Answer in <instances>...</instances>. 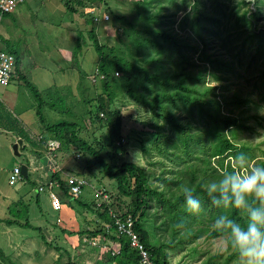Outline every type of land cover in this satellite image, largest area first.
Here are the masks:
<instances>
[{
	"label": "trees",
	"instance_id": "1",
	"mask_svg": "<svg viewBox=\"0 0 264 264\" xmlns=\"http://www.w3.org/2000/svg\"><path fill=\"white\" fill-rule=\"evenodd\" d=\"M64 1L70 13L83 15L87 8L106 4ZM114 16L136 49L102 44L94 29L86 36L92 39L100 57L98 69L105 76L103 91L86 103L96 101L86 112L102 131L96 143L80 135L84 119L48 123L43 111H37L43 140L57 139L61 150L81 153L116 181L115 193L105 191L100 198L86 200L84 188L91 184L96 189L88 176L71 174L86 181L75 196L69 176L51 171L39 184H54L64 204L83 212L81 229L72 231L56 222L44 228L19 216L0 222L39 231L50 247L45 230L55 239L51 226L60 237L80 236V245L99 253L94 264H141L140 249L130 236L118 232L115 214L134 218V230L155 264H171L170 250L191 247L197 252L195 243L204 236L227 238L230 253L212 256L203 264H244V258L254 259V248L264 251V155L259 158L241 135L264 121L259 111L264 102V0H137L128 12ZM236 78L248 80L255 93L233 89ZM27 85L34 96H41L29 81ZM121 97L153 115L150 131L138 133L136 139L125 134L124 114L115 108ZM21 134L43 147L23 128ZM126 139L136 140L148 167L121 160L128 153ZM34 155L39 161L43 153ZM36 196L41 208V195ZM221 257L224 260L217 261ZM0 264L20 263L0 247ZM65 264L89 263L75 261L69 253Z\"/></svg>",
	"mask_w": 264,
	"mask_h": 264
},
{
	"label": "rangeland",
	"instance_id": "2",
	"mask_svg": "<svg viewBox=\"0 0 264 264\" xmlns=\"http://www.w3.org/2000/svg\"><path fill=\"white\" fill-rule=\"evenodd\" d=\"M105 1L106 4H103L101 7L87 8L86 10L82 8V11L80 12L85 10L86 15H75L74 13H70L66 8L65 1L63 0H55L52 4H46L48 0L44 3H41L40 1L39 3L33 4L32 7L27 8L29 11L24 14V24L27 30V33H25L29 35L30 31H33L32 22L29 18L30 15L32 21L35 22V25L40 27L39 30L33 32L37 33V36L42 44L43 42L46 43V47L49 50L48 51L46 49L47 52L57 58V60L63 61V58L58 54L57 48L62 46V43L67 39L65 37L66 35L63 33L66 26L72 25L73 22L79 25L78 21L73 20L71 17H79L86 23L87 33L89 34V32L94 29L98 40L102 44L118 47L120 49L124 48L128 50H135L136 47L131 43V37H129L123 27L119 25L120 21L117 22L115 20L114 15L115 13L121 14L125 11L128 12L131 3L137 0ZM25 3L26 0L20 2L17 5V9ZM11 14L12 13L4 15L3 20L6 16ZM106 16L107 19L109 16L108 20L106 19ZM12 18H14V16H12ZM25 18H27V22L25 21ZM3 20L0 23V29L3 24ZM48 24L57 25L60 27V31L57 30L51 35H46V27ZM85 31L84 34H82V32H76V36L72 37V39L68 37L70 40L68 39V42L65 45L70 50L72 55L71 65H75L82 69L79 71L80 81L74 82L75 86L73 85L71 87L59 89L58 92L55 91L54 95H51L52 100L49 101L51 106L48 108L50 109L48 111H44L43 109L40 110H42L45 114L48 123H54L59 120L67 119L75 120V117L84 119V121L81 120L82 126L79 130L80 135L89 140L91 143H94L96 135L101 136L102 131L96 129V127L91 123L90 116L86 114L87 110L92 109L91 105L96 103V101H93L91 105L86 103H88L87 101L97 97V95L103 91L102 80L105 79V76L102 75L98 69L100 58L99 54L93 46L92 39L89 38L88 40L86 38V36H89ZM57 36L61 37L57 38ZM0 53L12 55L14 59L13 70L9 81L7 83H0L1 87H8L12 82L17 80L16 70L18 69V63H20V56L17 50L13 49L12 46L9 49H0ZM64 60L66 62L69 60L68 55ZM96 61L97 65H95ZM121 78L124 79L125 74L122 73ZM27 81L29 80L27 79ZM27 81H25L26 84ZM29 82L33 85L31 79ZM232 85L233 89H236V87L243 88L247 94L255 93L252 92L253 86L249 84L248 80L246 81L245 78H236ZM22 87L23 93L32 92L31 89L30 91L28 88L24 86ZM39 93L44 95L40 91ZM254 96L257 100H259V96H257V94H254ZM39 104L41 103L36 102L35 106ZM52 104H55L54 108L52 107ZM115 108L121 109L124 114L125 134H131L136 139L138 133L140 134L151 130L148 122L154 119L153 115L144 107L135 104L130 100V98L127 99L126 97H121V99L115 104ZM35 109L38 115L37 107H35ZM259 111L264 117V102H261ZM253 113H256V111ZM39 120L42 122L41 118ZM254 126L256 127V130L242 134L241 140L252 143L257 155L260 156L259 158H262L261 156L264 155V121L261 125L254 123ZM105 132L106 130L103 131V133ZM3 135L4 136L0 138V219H14L15 216H19L23 222L29 220L32 225H42L46 228L47 224L50 226L51 223L56 221L57 212L52 207L49 192L47 190L40 191L41 185H38L40 169H34L32 164L33 160L31 156V149L28 146L27 148L24 147V144V146L19 149L20 155H17L14 146L20 140H23V138L25 139V137L22 136L20 140H17L16 137H14V134L7 133ZM31 136L33 142H42L44 144V148L41 150L46 153L48 152L47 143L49 140L59 141L57 139H48L47 141H44V135H41V133L32 134ZM30 144L32 145L33 143L31 142ZM124 144L128 153L126 156L120 157L121 160L133 161L143 167H148V160L144 157L140 147L137 146L136 140L126 139ZM61 149L62 144L60 148L57 149L56 155L65 152ZM68 154H72L75 159H72L75 163L74 168L79 166L77 172L88 176V180L96 186V189H94L91 184L89 185L90 188H84L82 195L83 198L84 195L86 200H90L93 196L100 198V195H102L105 191L109 194L115 193L117 187L115 180L104 176L98 166L94 164L90 165L86 158H84L83 155L81 156V153H77L73 150L72 152L67 153V155ZM60 155L58 162L48 159L47 166L50 169H55V171L63 169L59 166L63 162ZM232 162L235 163L234 160ZM254 163L255 162L252 163V166ZM24 165L29 167V178L23 177L18 180L17 184H12L11 173L13 169L17 166L22 167ZM71 170L74 169L72 167L66 168L68 174H71ZM152 171H155V168H153ZM244 172L246 175H249V171L244 170ZM36 190H39V193H41V208L40 204L37 203L36 195L38 192H36ZM18 211H20V213ZM82 214L83 212L78 210L77 217L81 223V227L84 225V217ZM49 219L50 221H48ZM53 228L55 227L51 226L55 239L52 237V234L49 233L48 229H46L49 242L53 244L52 247H50L40 238L39 231H34L32 228L22 229L19 227H10L4 222H0V247H2L6 254L10 255L15 262L20 264H65L69 261V253L75 261L89 264H94L96 262L99 253L91 250V247H86L83 244H77L74 246L75 243H78V241H74L72 237L70 238V236L66 237L63 235L60 237L61 232H55V230H58L57 228ZM195 245L197 247H195L197 252L194 253L191 247L170 250L168 259L171 264H203L212 256H227L230 253L229 241L227 238L223 237L209 239L204 236L197 241ZM66 249H68V252H66ZM253 252L255 254V258H244V264H258L261 261V257H263L261 264H264V251H262L260 247H256L253 249ZM223 260L224 257L217 259V261L220 262Z\"/></svg>",
	"mask_w": 264,
	"mask_h": 264
},
{
	"label": "crops",
	"instance_id": "3",
	"mask_svg": "<svg viewBox=\"0 0 264 264\" xmlns=\"http://www.w3.org/2000/svg\"><path fill=\"white\" fill-rule=\"evenodd\" d=\"M40 1L41 3H44L47 0H26L25 4L19 6L18 9L11 15L6 16L2 22L3 24L0 29V49H9L12 46L13 49H16L19 53L20 63H18V69L16 70L17 80L12 82L8 87L0 86V138L4 136L3 134L10 133L14 134V137H16L17 140H20L22 137V128L28 133L30 139H32V134L41 133L43 125L39 120L40 118L37 115L35 107H37V109L48 111L50 109L48 107L51 106L49 101L52 100L51 97L54 95L55 91L58 92L59 89L71 87L74 85V82L80 81L79 71L81 70L77 66L71 65L72 55L70 50L65 45L67 44V40L69 38L72 39V37L76 36V32L83 33L86 30L85 32L88 34L86 23L79 17L70 16L73 20H77L79 25L73 22L72 25L66 26L63 33L66 35L65 37L67 39L62 43V46L57 48L58 54L63 58V61H59L57 58L47 52L48 48L46 47V43L43 42V45L40 42L37 33L33 32L39 30L40 27L35 25V22L32 21L30 15L29 18L32 22L33 31H30L29 35L26 34L27 30L24 24V14L28 13L29 9L27 8L32 7L33 4L39 3ZM52 2H55V0H48L46 4H52ZM78 14L81 15L80 13ZM12 16H14V18H12ZM25 21L27 22V18H25ZM57 30L60 31V27L57 25L48 24L46 27V35H51ZM61 36H57V38H60ZM67 55L69 60L66 62L64 59L67 57ZM95 65H97V61ZM27 79L29 81L31 79L33 85H35L36 88L44 95L33 96V93L30 92V88L25 83ZM22 86L28 88L30 93H23ZM36 102L41 104L35 106ZM41 135L43 134L41 133ZM30 143L31 142H29L26 138H23V145H21V147H23L25 144L24 147L27 148L28 146L31 149V156L33 160L32 164L34 169H40V176L38 180L39 185L40 182L46 181L49 178L48 174L51 173V171H56L55 169L50 168L46 170L47 166H43L40 159L38 161L34 155V151H42L40 149H43L44 145L42 148H37L34 146V144L31 145ZM40 144H42V142ZM42 153V157H48L46 152L42 151ZM60 154L59 155L63 162L60 165L58 163V165L63 168L60 170L63 171V174L65 175L64 178L66 175L68 176L75 174L74 172L78 171L77 169H79V166L74 168L75 163L72 161V159H75L73 158V155L68 154L70 155L68 156L67 152L66 154L65 152ZM59 155H57L56 160L53 158L52 160L58 162ZM70 167H72L74 170H71V174H68L66 168ZM39 194L41 195V193ZM40 199H42L41 196ZM56 212V221L54 222L72 231H79L81 229V223L74 209L64 204L63 208ZM86 215L87 217L91 216L89 213H86ZM66 237L69 236L67 235ZM72 239L74 241H78V243H75L74 246L77 244L80 245V236H73Z\"/></svg>",
	"mask_w": 264,
	"mask_h": 264
},
{
	"label": "built area",
	"instance_id": "4",
	"mask_svg": "<svg viewBox=\"0 0 264 264\" xmlns=\"http://www.w3.org/2000/svg\"><path fill=\"white\" fill-rule=\"evenodd\" d=\"M22 1L23 0H0V23L3 20L4 15L13 13L17 9V5ZM13 64H14V59L12 55L0 53V83H7L9 81L13 70ZM60 146H61L60 141H56V140L48 141L47 154L49 159L52 160L53 158L56 160L57 158L56 151L57 149L60 148ZM22 178H23L22 168L20 166L15 167L11 174V183L15 184L18 182V180ZM68 179H69V184L71 185L72 193L75 196L80 195V193L82 192V186L86 184V181L84 179L72 175H70ZM45 190L49 192V197L52 202L51 203L52 207L56 211H60L63 208L64 202L59 192L56 189H54V184L49 185V187L41 185L40 191H45ZM114 217H115V225L117 226L118 232L121 234L125 233L128 236H130L132 239V245L140 249L142 255L141 264H155L153 263L150 254L145 249L143 243L141 242L140 238L138 237L137 233L134 230V218L131 215H129V217L126 219L123 217H117L116 214L114 215ZM107 227L109 228L110 226L108 225ZM104 248L107 249V246L105 245Z\"/></svg>",
	"mask_w": 264,
	"mask_h": 264
},
{
	"label": "water",
	"instance_id": "5",
	"mask_svg": "<svg viewBox=\"0 0 264 264\" xmlns=\"http://www.w3.org/2000/svg\"><path fill=\"white\" fill-rule=\"evenodd\" d=\"M21 145H23V140H20V141L14 146V149H15V152H16L17 155L20 154V153H19V148L21 147ZM40 161H41V164H42L43 166H44V165L47 166V163H48V157H47V156H46V157H42ZM21 168H22L23 176H24V177H28V175H29V167L26 166V165H24V166H22ZM48 169H49V167L47 166V167H46V170H48ZM45 232H47V230H45Z\"/></svg>",
	"mask_w": 264,
	"mask_h": 264
}]
</instances>
